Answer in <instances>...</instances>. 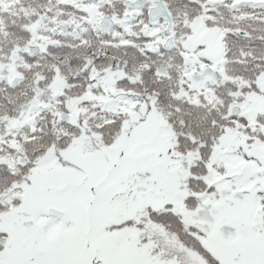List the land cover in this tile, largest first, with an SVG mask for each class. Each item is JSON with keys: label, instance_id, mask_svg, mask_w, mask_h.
<instances>
[{"label": "snow or ice", "instance_id": "1", "mask_svg": "<svg viewBox=\"0 0 264 264\" xmlns=\"http://www.w3.org/2000/svg\"><path fill=\"white\" fill-rule=\"evenodd\" d=\"M0 264H264V0H0Z\"/></svg>", "mask_w": 264, "mask_h": 264}]
</instances>
